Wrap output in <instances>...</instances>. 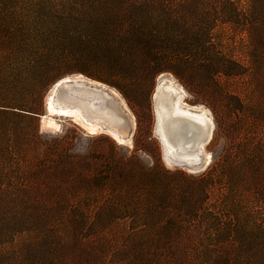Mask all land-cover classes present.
<instances>
[{
	"label": "rangeland",
	"instance_id": "1",
	"mask_svg": "<svg viewBox=\"0 0 264 264\" xmlns=\"http://www.w3.org/2000/svg\"><path fill=\"white\" fill-rule=\"evenodd\" d=\"M167 1L182 20L180 32L173 27L131 24L133 15H146L153 8L148 0H0V21L13 14L19 23L22 15L36 9L51 25L69 20L61 36L92 44L97 40L108 41L116 48L113 56L119 61V69L113 77L99 79L95 76L98 71L92 58L94 47L89 52L82 48L85 51L82 56L75 53L77 47L57 45L44 57L53 65V70L40 86L38 70L9 71L0 36V112L3 114L0 117V201L44 200L66 206L69 212L52 221L58 232V247H65L68 252L66 264L261 262L256 258L253 263L249 251H264V206L243 204L238 213L250 207L253 214L240 219V229L235 234L236 218L223 196L224 183L213 185V160L219 155H243L245 160H256L264 170V50L260 48V36L254 35L259 52L255 53V67L252 66L250 39L230 20L232 9L241 14L248 0ZM231 1H235V8ZM176 4L177 9L172 6ZM258 13V23H263L264 10ZM96 15L107 22L115 21V28L105 33L95 31L91 17ZM61 33L54 30L51 37L58 38ZM128 42L136 48H127ZM119 43L126 46L119 47ZM154 43L156 47L152 46ZM144 46L154 50L148 51ZM156 55L180 57L189 63V68L193 61H198L197 68L185 70L180 76L169 71L150 74L144 61ZM219 56L235 60L244 71L232 77L216 76L222 90L235 95L245 110L239 114L227 113L224 122L213 111L216 105L225 103V98L213 99V74L204 76L198 66L213 63V58ZM73 73L105 83L120 93L135 117L131 146L118 143L104 132L86 133L68 117L54 116L59 120V130L41 127L39 115L45 112L44 98L51 84ZM160 74L172 77L185 90L184 103L203 107L212 117L213 133L205 145L211 162L200 172L190 173L179 165H167L164 160L161 142L154 131L152 97ZM32 101L37 115L30 119L12 108L15 103L26 107ZM198 133L186 121H180L176 131L180 136L186 134L191 142ZM10 150L13 153L9 154ZM122 162H126V171H131L124 179L120 175ZM209 168H212V180L206 183L199 180ZM144 170L168 182L167 195L162 201L149 196L142 198L141 206L164 209L161 217L151 221L167 226L171 234L162 239L154 234L145 243L146 249L138 251L137 241L126 237L125 232L143 223L141 219L146 213L108 219L111 214L104 212L131 207L117 196L112 198L109 183L136 184ZM202 189L207 196L200 199L198 194ZM98 212L103 214L94 217ZM254 224H258L255 230L250 228ZM83 253H90L91 258L88 260Z\"/></svg>",
	"mask_w": 264,
	"mask_h": 264
},
{
	"label": "trees",
	"instance_id": "2",
	"mask_svg": "<svg viewBox=\"0 0 264 264\" xmlns=\"http://www.w3.org/2000/svg\"><path fill=\"white\" fill-rule=\"evenodd\" d=\"M153 8L145 15H133V19L129 20L131 24L152 25L155 27H173L174 29H183L182 20L177 12L170 8L167 0H148ZM234 6L235 1H231ZM175 9L178 4L172 5ZM245 11L241 14L237 13L236 8L232 9L233 14L230 18L235 26L243 29L250 39L249 60L252 66L255 67V53L259 52V47H256L254 35H259L261 38V49L264 50V22L258 23L259 11L263 13L264 0H248ZM28 12V11H27ZM174 13V14H172ZM16 15H8L1 19V43L4 46L6 53L9 71L26 68L29 70H38L41 75L40 86H43L47 78L52 73L53 65L45 60L44 57L53 50L57 45H67L76 48L77 55H84L85 49L94 47L95 57H92L97 66V75L99 79L110 78L115 75L119 69L118 60L113 56V51L116 50L113 43L108 41L97 40L92 44L91 41L73 40L68 36H61L65 33L66 26L69 20L65 19L60 25H51L45 15L40 14L36 9L33 12L22 15L23 20L17 22ZM261 16V15H260ZM91 27L100 33L111 32L115 28V21H105L98 15L91 17ZM54 30L62 31L58 38H52ZM114 33V31H113ZM119 47L126 46L127 48H136L130 42L119 43ZM152 46H157L152 45ZM81 48V49H79ZM84 50H83V49ZM144 49L151 51L154 47L144 46ZM145 68L148 73L153 74L158 71H169L176 76H180L185 70H194L197 68V62L193 61L191 67L180 57L171 59L168 56L156 55L146 58ZM204 76L213 74V99L218 96L225 98V103L216 105L215 117L224 122V117L227 113H244V107L239 99L232 94L222 90L217 84L216 76L224 75L232 77L244 73L243 67L233 59H227L223 56L213 58V63L198 65ZM12 108L19 109L20 113L28 115V118L36 116V105L30 103L29 106L22 107L15 103ZM3 115L0 112V117ZM15 150V149H14ZM11 150L9 154H11ZM126 162H122L123 170L121 177H129L126 173ZM211 169H206L200 176L199 180L210 182L212 180ZM126 174V175H125ZM131 173H129L130 175ZM137 183L128 184L127 181H122L120 184L109 183L108 191L113 197H118L126 203H130L131 207L121 208L119 210L111 209L104 213H109L107 218H114L127 215L135 217L146 213L144 219L136 229L125 232V236L129 239H135L137 245L136 250L142 251L146 249L145 243L156 234L159 239L165 238L171 234L169 228L163 224L156 225L151 220L161 217L164 209L155 207L142 208V198L152 196L162 201L167 195L168 182L157 179L152 172L144 170L138 175ZM216 182H223L225 192L224 198L229 202L230 208L234 212L235 222L233 232L237 233L240 229L239 221L245 216H252L253 209L246 212H241L240 207L243 204H250L251 207L257 204L264 206V170L260 169L256 160H245L243 155L223 154L213 160V185ZM99 186V182H96ZM128 184V185H127ZM132 185V186H131ZM205 185V184H204ZM117 190H122L121 193ZM181 196V193H177ZM207 194L202 189L198 197L202 199ZM69 210L66 206L59 203H52L44 200H15V201H0V264H66L67 254L65 247L59 248V242L56 238L58 232L53 224V219L66 214ZM103 214L98 212L94 217ZM101 225V222H98ZM98 226V227H99ZM157 226V227H156ZM253 226V227H252ZM250 228L254 230L258 224L252 225ZM157 228V230H155ZM179 228V227H177ZM156 232V233H154ZM158 239V240H159ZM264 244V237H263ZM253 263L257 259H261L260 264H264V251L252 250L249 251ZM87 258H91L90 253H83ZM257 258V259H256Z\"/></svg>",
	"mask_w": 264,
	"mask_h": 264
},
{
	"label": "bare ground",
	"instance_id": "3",
	"mask_svg": "<svg viewBox=\"0 0 264 264\" xmlns=\"http://www.w3.org/2000/svg\"><path fill=\"white\" fill-rule=\"evenodd\" d=\"M185 90L172 78L160 74L152 94L155 110V134L159 138L167 165H179L190 173L204 170L211 162L205 145L212 137L214 124L209 111L182 101ZM40 114L42 128L56 131L59 120L68 117L86 133L104 132L123 145H132L134 114L114 88L80 73L55 80ZM180 121L191 122L199 133L194 141L176 131Z\"/></svg>",
	"mask_w": 264,
	"mask_h": 264
},
{
	"label": "water",
	"instance_id": "4",
	"mask_svg": "<svg viewBox=\"0 0 264 264\" xmlns=\"http://www.w3.org/2000/svg\"><path fill=\"white\" fill-rule=\"evenodd\" d=\"M37 115V114H36ZM188 123H191V122H188ZM192 124V123H191ZM194 126V124H192ZM196 127V126H195Z\"/></svg>",
	"mask_w": 264,
	"mask_h": 264
}]
</instances>
